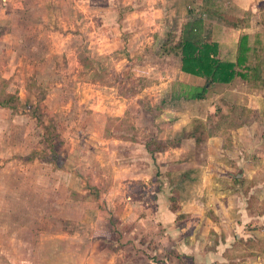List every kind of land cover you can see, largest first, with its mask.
Instances as JSON below:
<instances>
[{
  "label": "rangeland",
  "instance_id": "rangeland-1",
  "mask_svg": "<svg viewBox=\"0 0 264 264\" xmlns=\"http://www.w3.org/2000/svg\"><path fill=\"white\" fill-rule=\"evenodd\" d=\"M192 1L180 14L177 4L155 12L151 0H0V264H80L83 254L75 246L91 219L96 234L105 225L118 237L114 244L101 238L107 246H98L95 257L102 263L116 254L150 264L156 244L166 240L168 247L171 237L173 248L183 251L160 245L158 260L201 264L197 251L187 250L219 243L208 230L219 225L210 206H219L231 177L246 180L216 168V143L242 153L254 170L251 184L264 182V52L260 48L257 58L248 48L249 35L247 60L238 68L246 76L212 85L203 99L171 98L179 83H205L161 51L168 47L166 33L177 40L183 18L201 16ZM225 3L220 12L237 9ZM228 14L243 16L221 12L214 40L206 32L215 19L210 13L200 33L217 48L226 46L217 58L235 62L234 43L244 35L227 27ZM221 115L233 121L210 134ZM251 188L242 190L244 204L261 213L264 200L258 206ZM157 194L166 198L171 217L154 200ZM192 195L210 204L203 213L209 223L185 216L181 201ZM139 214L144 228L132 236ZM165 221L172 222L166 238ZM251 226L257 235L234 236L223 252L227 261L211 264H264V225L248 221L238 230L245 234Z\"/></svg>",
  "mask_w": 264,
  "mask_h": 264
},
{
  "label": "crops",
  "instance_id": "crops-1",
  "mask_svg": "<svg viewBox=\"0 0 264 264\" xmlns=\"http://www.w3.org/2000/svg\"><path fill=\"white\" fill-rule=\"evenodd\" d=\"M151 1L153 4L154 11L159 12V13L164 12L165 10L171 11L173 9V8H171V6H173L174 4H177L178 7H180V10L178 13L182 14L183 12L187 11L186 10V4L187 5L189 4L188 0H151ZM225 2L233 3L234 5H237V9L228 8L229 10L221 11V12H224V13L241 12L243 15V16L230 15V14H228V16L225 15V22H226L225 24L228 23L229 26L227 25V27H229V28L231 27L230 29L233 30V33L235 30L236 32H239L238 34H241V36L244 35L243 38H240L239 35H237V38H238V40H243V39L245 40V38H246V41L244 44L247 47L249 44L253 43V45L251 46V47H253V49H251L250 47H248V48L250 50H252V52H256V57L258 58L259 49L261 48L260 53L264 52V47H262L264 45V42L261 40L262 36L264 39V29L262 27V28H259V30H257V27L259 24H260V26H262V24L264 25V0H194V4L192 1L191 3L196 8H198V11L201 13V16L200 17L198 16V17L201 18V21L203 22L202 24L206 23L203 16L208 17V16H210V13L215 15V19L211 20L213 27L208 26V29H206L207 26L205 25V27H206L205 28L202 25V27L204 29H206V32L212 33L211 37L214 40H215L214 31L216 29L220 28V26H221V22L219 20L222 19V17H221L222 15H220L221 12L219 10L222 8L225 9V7H228L227 3H225ZM217 6H218V8H217ZM218 16H220V19H217ZM241 17H243L244 20L241 19ZM190 19H188V20H190ZM186 21L183 18L181 20L180 24H182ZM208 24H210V22ZM180 27L182 28V26H180ZM253 28H254V30H256V32L252 31ZM206 35H207V33H206ZM248 35L250 36V38L253 41L252 43L249 42V44H248ZM237 38H236V40H237ZM216 40L218 42L217 38H216ZM235 47H236V54L238 55V51H237L238 41H237V43H234V51H235ZM218 49L220 51V53H219L220 56H222L221 53H224L226 46H223L222 49H221V47ZM247 55L250 56L249 54H247ZM263 57L264 56L260 55L261 60L259 59V61H262ZM252 67H254V66L252 65ZM255 67L258 68L257 66H255ZM244 76H246V74H244ZM261 79H263V78H260V80ZM213 139L219 140V137H213ZM245 139L249 140V137L247 136V138H245ZM262 139L263 140L261 141L260 146L258 145L259 149L261 151L263 150V147H264V144H262L264 142V136L262 137ZM215 147L220 152L219 158L221 160V164L219 163L216 168L221 169L224 172H231L232 171L233 173H236V171H237L239 173L235 174V175L236 176H242V177L246 178V180H243V179L237 180V179H233V177H231L232 180H229V184L227 185V188L229 191H228V193L223 194L224 199L220 201L219 206L217 208L214 205L210 206L211 208H209V209L214 211V213H215L214 219L218 218L219 225L213 224L212 226H209V228H208V226H206L205 229L208 228V230L211 234V237L214 240L218 239L219 243L216 244L215 247L211 246L209 249H206V250H202V246H200V243H198V246L196 248H192L191 250L188 248V250H187V252H194V253L197 251V255L201 256V262H202L201 264H211V263H215V262L221 263L223 261H227L225 259L223 252L226 251L229 243L232 241L234 236L237 238L238 237L241 238L243 236H244V238H247V237L251 238L252 236H254V234H256L255 230L252 231V226H251L250 231H246L247 234L241 233L238 230L241 223H246L248 221H251V222H259V223H262L264 225V211H262L261 213L257 212V214H256L255 209H248L247 206H245L246 203L244 204V201H243L244 199L242 198V190L244 188L247 189L249 186H252V188H251L252 191H250L248 194L249 195L250 194L255 195V197L258 198L260 201L257 203V205L261 206L260 203L264 200V182H262L261 184L255 182V185H253L250 183V181H248L249 179H253V177L251 176V172H254V170L252 168H249L246 166L245 161H243L241 159V158H243V155L241 152H237V148H235L232 151L230 149L226 150L223 148L222 143H219V141L216 143ZM225 156H228V157H230V159H232V158L233 159L229 162L225 159ZM263 157H264V155H263ZM222 162H224L225 164L227 162V164L224 165V164H222ZM187 164H188V166H186V168L192 169L193 167H196V166H193L189 163H187ZM220 165H223V166H220ZM226 168L228 169L227 171H226ZM240 169H241V171L242 170L245 171L244 176L242 175L241 171H238ZM180 184H182V183H180ZM209 184L211 185V183H209ZM175 185H178V183L175 182ZM198 197L199 196H193L192 195L191 197H187L186 199L181 201V205L184 208L185 216L190 217L191 215L194 214L197 217V220L199 222L201 220H203V221H207V223H209V221H211V219L208 216L204 215L203 213H205V204H207V205H210V204L206 203V201H202L200 204V199ZM247 198H248V196H247ZM154 200H156V202L158 201L159 208L164 210L166 215H168V216L172 215V211L168 208L169 203L166 201L165 197L157 194L156 197H154ZM199 207H200V210H199ZM142 217H145V216L143 214H139L133 218L134 222H136L134 224V226L135 225H137V226H136V228L133 229V231H132L133 234L131 233L132 236L134 235L135 229L138 230V229L144 228V222L145 221L143 222V220L145 218L143 219ZM141 218H142V220H141ZM152 219H154V217H152ZM158 219L159 218H155L154 220H158ZM159 220L162 221V218H160ZM89 221L90 222L88 223V228L86 230H84L83 235H80V238H79L80 243L75 246V248L78 249L83 254V255H81L82 258L80 257V259H79L80 264H131V261L129 258H128V260L124 258V260H126V262H124L123 260L118 258L119 256H117L116 254L114 255L115 258L113 257L114 260H109V262H106V263H102L101 261L96 260L95 255L97 254V252L101 251V249L98 250V246H100V245L107 246L105 243L106 241L103 240L104 244L101 243V238H108V239H110L109 244H114L118 241V237L116 235H112L111 234L112 231L110 230V228L105 227V225L101 226L100 230H98V233L96 234V227L98 225L94 227V231H93V227H91L93 225L91 223L92 219ZM123 221L124 220L122 219L121 221H118V222H120V225H121V223H123ZM95 222L96 223L98 222V218L95 219ZM165 222L162 225V227L165 230V233H164L165 237L164 238L169 236L167 234V231L169 232L168 229L170 227V224L172 223V222H168V221H165ZM139 225H142V226L139 227ZM90 227H91V230L89 229ZM201 227L197 228V230L200 231ZM229 228H230V231L233 232V234L229 233V231H228ZM221 231L224 234H222ZM258 233H260V232H258ZM39 234H40V239H39L40 244L38 246V249H39V247L42 246L41 245L43 243V237L42 236H44V232L38 233V235ZM191 236L192 235H190L189 237H191ZM93 237H95L94 240L92 239ZM111 238H113V239H111ZM167 240L170 241V246H168V247H166V240L164 241V244H161V243L156 244V247L153 249L154 251L152 252V254H150L152 256L150 259V264H155V263L157 264L159 261H161L160 264H163V263L167 264V259H165L164 261L158 260L159 259L158 258L159 257L158 251H160L158 249L161 248L160 245H164L163 248L168 250L169 253L172 251H176L177 253H181V251H183V250H181L180 247H175V249L173 248V246H177V245H174L173 239L171 237H168ZM133 241L135 242V240H133ZM211 241H212L211 238H207V243L211 242ZM97 243H98V245H97ZM123 248H124V250L129 249V251H132L131 246H124ZM27 249H29V247ZM124 250L122 252L123 254H124ZM118 252H120V249H118ZM155 254H157L158 257ZM163 254L168 255L167 252H164V251H163ZM116 256H117V258H116ZM262 257L264 258V255H262ZM93 260H95V261L92 262ZM120 260L123 262H121ZM153 260H155V261H153ZM115 261H117V262L115 263ZM42 263H44V262L42 261Z\"/></svg>",
  "mask_w": 264,
  "mask_h": 264
},
{
  "label": "trees",
  "instance_id": "trees-1",
  "mask_svg": "<svg viewBox=\"0 0 264 264\" xmlns=\"http://www.w3.org/2000/svg\"><path fill=\"white\" fill-rule=\"evenodd\" d=\"M201 18L187 20L174 40L175 35L166 33L167 38L165 48L161 51L166 55H173L179 59L180 70L188 75L203 78V85H189L179 83L180 89L172 91V97L183 99H203L208 88L214 84L231 83L237 76L242 77L244 74L238 69L247 60L244 39L240 40L238 46V57L235 62H222L217 58V44L205 40L201 32ZM256 71V67H251ZM222 116V115H221ZM220 116L219 121L210 127L209 133L214 134L216 127L222 124H228L233 121L231 115ZM235 127V125H234Z\"/></svg>",
  "mask_w": 264,
  "mask_h": 264
}]
</instances>
